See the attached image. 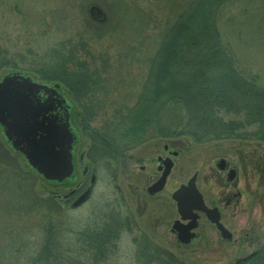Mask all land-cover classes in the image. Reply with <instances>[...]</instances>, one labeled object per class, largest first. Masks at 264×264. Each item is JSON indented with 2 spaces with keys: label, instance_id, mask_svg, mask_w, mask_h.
<instances>
[{
  "label": "rangeland",
  "instance_id": "rangeland-1",
  "mask_svg": "<svg viewBox=\"0 0 264 264\" xmlns=\"http://www.w3.org/2000/svg\"><path fill=\"white\" fill-rule=\"evenodd\" d=\"M185 2L0 0V79L17 72L51 86L39 79L37 71L51 68L58 57L67 56L69 51L77 60L87 62L101 79L100 82L94 77V92L80 102L61 88L73 106L72 127L80 135L74 153L76 157L85 153L83 161L76 160L74 165L76 185L86 188L89 177L96 178L89 198L78 208L71 209L69 203H64V195L75 183L66 181L62 188L39 179L24 159L5 144L0 132V158L9 162L4 172L0 168V264L29 263L46 247L50 227L81 230L92 225L94 216L112 207L131 217L136 229L152 244L184 264H232L264 244L263 144L233 139L195 143L188 137L177 138L175 150L179 155L172 158L173 168L163 191L154 197H147L144 188L150 177L153 181L158 176L156 157H163L167 139L142 142L117 155L107 168L102 162L88 160L86 155L91 145L88 134L102 133L135 103L145 78L146 60L154 54L159 41L161 22L168 18V9ZM233 2L229 12L219 19L218 31L239 67L256 76L257 83L264 87V0ZM92 6L102 11L103 22L89 16ZM161 7L167 9V14ZM83 105L91 111L87 113L91 115L89 120ZM219 160L237 172L231 182H227L226 172L216 167ZM84 168H88V174L82 178ZM193 174L197 175L196 187L205 205L218 209L221 224L232 235L230 241L221 239L203 216L194 231L197 236L189 245L178 244L170 235L172 222L168 223V213L170 219L174 216L178 220L170 195ZM228 193L238 194L239 198L225 205L222 199ZM143 202L146 211L140 216ZM132 240L131 234L123 232L114 258L105 264H138Z\"/></svg>",
  "mask_w": 264,
  "mask_h": 264
},
{
  "label": "trees",
  "instance_id": "trees-1",
  "mask_svg": "<svg viewBox=\"0 0 264 264\" xmlns=\"http://www.w3.org/2000/svg\"><path fill=\"white\" fill-rule=\"evenodd\" d=\"M233 1L186 0L168 9L156 50L146 60L145 78L135 103L102 133L88 134V160L102 162L107 168L117 155L151 138L188 137L195 143L233 139L264 145V87L256 76L239 67L218 31L219 19L229 12ZM161 8L167 14V9ZM55 61L37 75L43 82L60 84L74 101L94 92V77L101 82L97 71H91L88 63L77 60L71 51ZM85 110L89 120L91 111L83 105ZM0 168L4 172L9 162L0 158ZM100 214L81 230L50 227L46 247L26 264H105L114 258L123 232L133 235L138 264H184L148 242L115 208ZM232 264H264V244Z\"/></svg>",
  "mask_w": 264,
  "mask_h": 264
},
{
  "label": "water",
  "instance_id": "water-1",
  "mask_svg": "<svg viewBox=\"0 0 264 264\" xmlns=\"http://www.w3.org/2000/svg\"><path fill=\"white\" fill-rule=\"evenodd\" d=\"M88 13L93 20L103 22L104 15L98 7H90ZM60 90L57 84L37 83L17 72H9L0 79V131L5 144L43 181L57 184L74 180L73 150L78 140L70 122L72 106ZM162 163L164 171L148 188L151 195L162 190L173 165L169 159ZM218 168H225L223 160L219 161ZM234 174L233 170L229 171L228 181L233 180ZM196 176L171 195L179 216L172 226L177 241L186 245L195 237L191 231L197 227V213L214 225L222 239L230 241L231 234L220 223L218 210L206 207L196 189ZM88 195L86 190L71 208L81 205Z\"/></svg>",
  "mask_w": 264,
  "mask_h": 264
},
{
  "label": "flooded vegetation",
  "instance_id": "flooded-vegetation-1",
  "mask_svg": "<svg viewBox=\"0 0 264 264\" xmlns=\"http://www.w3.org/2000/svg\"><path fill=\"white\" fill-rule=\"evenodd\" d=\"M72 113L70 112V122H71V124L73 123V117H72ZM76 135H77V138H78V140H77V142H76V144H75V148H74V150H73V165H76L77 164V162H76V160H78L79 162H81V161H83V159H84V157H85V153H84V155H81V154H79L78 155V157H76V155H75V153L74 152H76V149L78 148V145H79V143H80V135H79V133L77 132L76 133ZM152 140L154 139V138H151ZM151 139H148V140H151ZM148 140H146V141H148ZM145 141V142H146ZM167 141V143H165L164 145H163V147H162V152L164 153L163 154V157L161 158V156H157L156 157V162H157V165H156V172L155 173H157L158 174V176H157V178L155 179V180H153L152 181V179H151V177L149 178V184L147 185V187L146 188H144V193L147 195V197H154V196H156V195H158V194H160L162 191H163V189H164V187H165V185H166V181H167V179H168V177H169V175H170V173H171V171H172V168H173V165H172V168L170 169V172H169V174H168V176L166 177V179H165V184H164V186H163V188H162V190L160 191V192H158V193H155V194H149V192H148V188L152 185V184H154L158 179H159V177L161 176V174H162V172L164 171V165H163V163H162V161L163 160H165V159H169V160H171V162H172V158L173 157H176V156H178L179 155V153L175 150V139H167L166 140ZM126 152V151H125ZM125 152H123V153H125ZM122 153V154H123ZM116 160V159H115ZM110 164L111 163H109V165H108V167L110 166ZM172 164H173V162H172ZM224 166H225V168L224 169H219L218 168V163H217V165H216V167L220 170V171H222L223 173L224 172H226V179H227V174H228V172L230 171V170H233L234 171V178H233V180L235 179V177H236V175H237V172L232 168V167H229V165L224 161ZM86 169V170H85ZM141 170L143 171L144 170V168L142 167L141 168ZM87 174H88V168H84V169H82V171H81V177L82 178H85L86 176H87ZM115 177V176H114ZM76 177H74L73 179V181H72V183H75V185L78 183V179L76 180L75 179ZM197 178V177H196ZM70 180V179H69ZM95 180H96V178H95V176L94 175H91L90 177H89V185H88V187H86V188H83V186H82V184H79L78 186L76 185L74 188H72L70 191H68V193L66 194V195H64V203H69L70 204V206H71V204H73L74 202H75V200L82 194V193H84L86 190H89L90 192H91V190H92V187H93V185L95 184ZM227 182H229L228 181V179H227ZM196 184V183H195ZM60 185H61V187L63 188L65 185H66V183H65V181L64 182H62V183H60ZM175 192V190L172 192V194ZM171 194V195H172ZM171 195H170V199H171ZM90 196V195H89ZM89 198V197H88ZM87 198V199H88ZM234 198H239V195L237 194V195H233L232 193H228L227 194V196L226 197H223V199L222 200H224V204L225 205H229L231 202H232V200L234 199ZM172 200V199H171ZM173 201V200H172ZM173 203H174V201H173ZM143 204V208H142V211H141V213L139 214L140 216H142V215H144V213H145V211H146V203L145 202H143L142 203ZM174 205H175V203H174ZM209 208H216L215 206H212V207H209ZM217 209V208H216ZM218 210V209H217ZM219 212V211H218ZM197 215H198V219L196 220L197 221V227H198V221H199V219H200V216H203L204 218H205V216L203 215V214H201V213H197ZM219 215H220V213H219ZM124 216V218L126 219V221L131 225V226H133L134 227V230H136V232L137 233H139V234H141V236H143L144 238H146V240L148 241V242H150V240H148V238L146 237V235L144 234V233H142L141 231H139V230H137L136 229V227H135V224H134V222L132 221V218L131 217H129V216H127V214L126 215H123ZM178 216V215H177ZM171 217H170V213H168V223L170 224V222H172V224H171V226H170V229H169V232H170V235L177 241V238H176V233L175 232H173L172 231V226L174 225V223L177 221V220H175L174 219V216H172V219H170ZM206 219V218H205ZM220 219H221V217H220ZM178 220H179V216H178ZM206 221H207V219H206ZM158 222V221H157ZM181 222V224H187V221H184V222H182V221H180ZM167 223V224H168ZM210 223V222H209ZM211 224V223H210ZM212 225V224H211ZM213 226V225H212ZM197 227H196V229H197ZM214 227V226H213ZM195 229V230H196ZM214 229H215V227H214ZM216 230V229H215ZM217 231V230H216ZM129 233V232H128ZM132 233V232H131ZM195 233V232H194ZM130 234V233H129ZM132 235V234H131ZM196 233H195V238H196ZM132 237H133V235H132ZM194 238V239H195ZM193 239V240H194ZM193 240H191L190 241V243L193 241ZM151 243V242H150Z\"/></svg>",
  "mask_w": 264,
  "mask_h": 264
}]
</instances>
